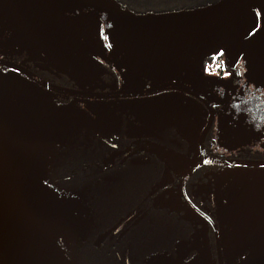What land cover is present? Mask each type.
<instances>
[{
  "label": "flooded vegetation",
  "instance_id": "obj_1",
  "mask_svg": "<svg viewBox=\"0 0 264 264\" xmlns=\"http://www.w3.org/2000/svg\"><path fill=\"white\" fill-rule=\"evenodd\" d=\"M44 1L48 4L55 2ZM99 4L102 8L96 9V12L83 9L82 6L79 15H88L93 21L92 24L85 23L89 28L84 30L78 28L80 25L59 26L37 1L31 2L29 10L33 18L27 24L22 21L17 25L10 23V29L20 35L18 50L0 56L40 79L67 90L109 94L137 88L134 86L137 83L134 75L139 74L148 80L151 70L134 69L127 62L119 61L121 56L128 61L122 52L125 48H118V37L111 33L106 21V18L110 21L115 14L114 8L103 1ZM62 9L70 11L64 6ZM93 14L95 19L91 18ZM57 37L63 41L64 48L59 45V40L56 41ZM255 48L256 51L260 49L257 43ZM84 59L89 65L82 63ZM54 61L61 65L49 64ZM0 69L11 70L2 66ZM158 69L168 72L177 70ZM208 69L211 73L212 68ZM65 70L78 73L82 80L76 82L62 75ZM14 72L60 96V102L69 105L74 112L67 124L77 125V129L65 140L52 146L49 178L52 180L59 171L69 170L78 173L77 181L90 186V197L95 201L93 211L106 220L104 226L97 222L99 226L96 229L98 234L106 235L98 247L109 246L110 254L113 255L108 262L104 261L106 264H173V261L174 264H196V257L193 259L195 252L190 247L194 224L185 216V212H194L207 222L214 252L213 264H218L214 228L208 219L218 229L213 180L226 172L225 167L234 165L204 163L186 177L203 160L198 146L201 130L191 137L188 135L190 130L178 128L173 120L177 117L174 101L179 100L174 91L179 90L167 88L144 95L165 94L168 95L165 97L168 102L164 112L149 124L151 127L143 134L136 135L130 125L138 123L122 121L117 114L133 110L134 105L136 107L139 103L149 111V107L160 104V100L147 98L140 102L132 99L127 101L130 97L124 96H77L48 89L21 72ZM123 82L126 86H122ZM235 82L236 76L233 77ZM210 84L207 81L206 86ZM154 85L157 84L145 85L143 89ZM202 92L211 100L207 93ZM253 92H250L253 96L235 98L225 109L230 112L226 115V121L229 126L237 122L233 129L238 134L252 132L251 136L259 137L258 142L251 139L247 143L248 147H264V96ZM183 93L202 105L207 119L208 111L204 104L195 96ZM226 101L227 98L223 103ZM215 117L203 141V148L208 155L223 159L264 160V150L259 152L253 148L244 149L234 157H221L214 152L208 144V138L213 133ZM185 122H190L192 127L198 124L194 120ZM179 124L182 126V121ZM188 160L194 162L189 167L186 164L182 166ZM167 172L171 176L164 182L162 180ZM240 172L242 182L238 188L241 191L223 194V199L218 201L224 202V212L228 218L224 225L226 250L223 255L221 249L222 264H264V169L241 168ZM121 175H127L128 181L119 177ZM66 182L69 183V180L66 179ZM119 183L127 184L128 189H131L128 197L118 198ZM164 188H173L182 206L178 207L180 203L176 199L170 200V205L157 203V200L161 201L157 197L168 196L162 193ZM98 264H102L101 259Z\"/></svg>",
  "mask_w": 264,
  "mask_h": 264
},
{
  "label": "rangeland",
  "instance_id": "obj_2",
  "mask_svg": "<svg viewBox=\"0 0 264 264\" xmlns=\"http://www.w3.org/2000/svg\"><path fill=\"white\" fill-rule=\"evenodd\" d=\"M101 1L114 8L112 10L115 14L111 17V20L109 21L106 17L104 18H106L111 33L118 37V48H125L122 52L129 62L122 56L119 57V61L127 62L128 66L134 69H153L149 71L151 78H148V80L146 77L139 74L134 75L135 79H137V83L134 85L137 86V88L134 89H143L145 85L150 86L168 80H175V82L186 83L204 91L209 95L215 105L222 104L224 100L231 95L230 92H233L235 86H233V90L232 87L229 90H227V87L221 90V86L228 82H231L232 85L233 77L236 74L238 53L242 39L247 30L256 23L259 17L261 0H223L224 2L222 1L219 5L159 13H139L128 7L119 5L116 0H59V3L60 6L69 8L70 11L68 15L75 17L82 11V6L96 12V9L102 8L99 4ZM21 2H23V0H21ZM91 18L95 19L96 16L93 14ZM67 24L71 25L70 23ZM202 24L207 26L212 24L215 27V31L210 38L209 47L202 57H196L192 61H185L183 59L176 67L164 66L162 62L157 61L159 56L149 48L150 45L147 41H152L153 38H157V41L168 42L170 39H177V34L185 33L197 25ZM263 27L264 25L258 31L252 33L245 44L242 65V87L239 98L245 94V86L249 79L248 72L255 55L254 43L256 34L261 31ZM78 28L87 30L89 27L82 24ZM59 45L64 48L61 39H59ZM17 47V43L10 41L6 43L3 42L0 44V55L13 53V51L18 50ZM223 52L225 56L223 57L222 71L220 72L218 68L216 69V67H213L211 73H209V69L205 65L206 56H218ZM55 61L49 64L61 65ZM82 63L89 65L86 60ZM158 64L161 66H157ZM159 67L177 70L171 72L155 70ZM62 75L76 82L82 80L78 77L79 74L76 72L65 70ZM12 76L10 70H1L0 87L5 86L13 92L16 90V94H18L21 99H26L40 107V112L38 114L40 121L37 124L35 123L36 125L29 130L28 142L19 148L17 166L19 178L27 184L28 194L40 210V208L44 209L43 205L45 203H52V198L55 197L53 191L45 182L49 158L48 153L55 143L62 142L73 130L77 129V125L73 126L72 124L64 122L63 119L71 117L72 115L69 111L65 110L66 107L60 102V96L27 79ZM211 80L213 81V85L211 86L210 84V86L207 87V81L210 83L212 82ZM5 84H8V86ZM122 86H126L124 82ZM174 92L176 93L175 95H177L176 98H179V100L174 101L176 102L174 103V108L176 109L177 117L173 120L177 123L178 128L190 130L188 135H191V137L192 135L196 136L204 125L206 113L202 105L193 100L189 95L180 91ZM164 93L169 94L168 92ZM165 97H168V95L158 94L148 97L144 95L130 97L127 101L132 99V101L143 102V99L155 98L160 100V104L149 107L148 111L147 108L139 103L136 107L134 105L133 110H129L128 112L120 111L117 114L119 116L118 119H122V121L126 120L128 123H138L137 125H130V129L133 130V134H143L146 129L151 127L149 124L157 120V115L163 113L166 109L167 106L165 107V104L168 101H166ZM92 111L95 112L94 109H92ZM106 113L107 115L109 114V112ZM229 113L230 112L225 110L218 112L214 120L213 133L208 138V144L211 149L221 157H234L240 154V151L250 148L248 144L251 139L257 142L260 141L259 137L251 136L252 132L246 133V136L236 133L233 126L237 122L229 126L226 121L228 120L227 116ZM190 120L197 121L198 124L192 127L190 122H185ZM179 121H182L183 124L185 123V126H183V124L181 126ZM47 122L48 126H46ZM252 148L259 152H263L264 150L263 146H252ZM192 162H194V160H188L186 163H183L182 166L185 164L188 166ZM225 168L226 172L220 175L218 179L213 180V194L216 199L217 211L216 222L223 255L226 250V231L224 225L228 222V218L224 212V202L218 201L223 199V194L241 191L238 188V185L242 182L241 168L264 169V166L250 167L234 165ZM170 176L171 173L167 172L162 181H168ZM164 189L162 193H166L168 196L157 197L161 199V201L157 200V203L170 205L172 203L170 200L176 199L175 201H179L180 203L178 207H180V205L182 206L180 197L173 188ZM52 204L54 217L51 221L49 218L46 219L49 212L42 213L45 224L48 227L53 225L52 223H59L64 216L63 206H65V204L60 200H54ZM185 216L194 224L190 247L195 252V256L193 257V259L196 257L195 263L213 264L214 252L211 233L207 222L194 212H185ZM61 235L64 240L67 239L65 234H60V232H58V236ZM171 260L173 261V259Z\"/></svg>",
  "mask_w": 264,
  "mask_h": 264
},
{
  "label": "water",
  "instance_id": "obj_3",
  "mask_svg": "<svg viewBox=\"0 0 264 264\" xmlns=\"http://www.w3.org/2000/svg\"><path fill=\"white\" fill-rule=\"evenodd\" d=\"M33 1H37L49 13L48 17L54 19L59 26L68 25L67 23L76 26L85 23H93L88 15L85 16V14H77L75 17L68 15L69 11L65 12V10L62 9V6H57L58 4L60 5L59 0H54V3L57 1L56 6L54 3H46L44 0H23V2H21V0H0V44L9 41L17 43L19 41L20 35L13 29H10V23L17 25L22 21L27 24V22L33 18L29 10L30 3ZM222 1L223 0H219L215 3L200 7L219 5ZM83 9L86 8L83 6ZM263 25L264 0H261L259 17L256 23L245 33L239 48L238 64L235 74L236 82L233 83L232 81V85L231 82H228L221 86V90H224L226 87L227 90L231 87L233 90V86H235V89L232 93L230 92L231 95L228 94L230 96L227 97V101L219 106L214 105L199 89L181 82L166 81L146 89H131L109 94H100L90 91L67 90L50 84L4 57H0V66L11 69L13 71L11 72L10 70L11 75H13L12 77L18 76L14 71L21 72L28 78L30 77L29 79H33L48 89L84 97H133L150 94L167 88L186 92L201 101L208 111L206 122L202 127L198 138L199 151L203 160L192 168L186 177H188L189 174L200 164L204 163L217 165L263 166L264 160L246 161L241 159L216 158L208 155L203 148L204 137L211 127L216 113L227 109L235 98H239L242 87V65L245 44L249 36L258 31ZM214 31V25L211 24L207 26L202 24L197 25L185 33L177 34V39L173 38L168 42L157 41V38H153L152 41L147 42L150 45L149 48L159 56L157 61L162 62L164 66H177V64L181 63L183 59L185 61H192L196 57H202L209 47L210 38ZM261 31L256 34L254 43L255 47L257 43V47L260 49L256 51L255 48L253 63L248 72L249 79L245 86L246 91L242 97H247L248 95L253 96V90L259 92V95L262 94L264 96V31L260 33ZM58 40L59 38L57 37L56 41ZM157 66L161 65L158 64ZM155 70L160 71V69ZM211 84L213 85V81ZM5 85L8 86V84ZM251 91L253 93H250ZM63 106L66 107L65 110L69 111L73 116L74 112L71 110L72 108H70L69 105ZM39 112V106L26 99H21L19 95L16 94V90L13 92L5 86L0 87V264H69V260L65 254L64 243L67 242L69 234L75 232L77 229V218L81 221L85 220L80 214V210L75 206V201H73L71 196L59 193L53 186L46 182L47 173L51 166L52 151H49L48 153L49 158L47 162L45 182L49 185V188L53 191L55 196L52 198V203L54 200H60L65 204V206H63L64 216L59 223H52L53 225L49 227L45 224L42 213L49 212L46 219L49 218L51 221L54 217L52 212L53 204L51 202L45 203L43 205L44 209L40 208L39 210L28 194L27 184L18 176L17 166L19 148L28 142L29 130L40 121L38 115ZM63 120L65 123H68L69 117ZM46 126H48V122L46 123ZM74 208L76 210L75 212ZM208 219L214 228L218 264H222L219 232L215 223L210 218ZM58 232H60V234H65L67 239L64 240L62 235L58 236Z\"/></svg>",
  "mask_w": 264,
  "mask_h": 264
},
{
  "label": "trees",
  "instance_id": "obj_4",
  "mask_svg": "<svg viewBox=\"0 0 264 264\" xmlns=\"http://www.w3.org/2000/svg\"><path fill=\"white\" fill-rule=\"evenodd\" d=\"M121 6L128 7L133 11L139 13H158L175 11L180 9H189L200 6H205L208 4L215 3L219 0H116ZM219 57H224V53L219 54ZM215 62V56L209 55L205 60V64L208 68H213ZM221 66L218 69H221ZM217 69V68H216ZM47 173L46 182L53 186L59 193L71 196L73 201H75V206L80 210V214L84 217V221L77 218L76 225L77 229L75 232L69 234V238L66 243H64L65 254L69 260V264H98L100 259L102 264H106L113 256L110 254V247H98L99 242H101L106 236L103 234H98L96 230L99 226H104L106 223L105 217L98 216L94 213V202L91 200L89 185H84L83 182H79L78 173L66 171H59L54 178L50 180L49 174ZM66 174V175H65ZM127 176V175H126ZM121 175L119 177L126 178ZM69 180V183L66 182ZM71 181V182H70ZM128 177L126 178V182ZM122 182V181H121ZM127 184L119 183L118 198L128 197ZM74 206V207H75ZM75 207V208H76ZM96 207V204H95ZM74 208V212L76 211ZM94 214V216H93ZM111 218H108L110 220ZM124 219V218H123ZM98 222V223H97ZM107 239V238H106ZM105 239V240H106ZM104 240V241H105ZM109 240V239H108ZM106 261V262H104Z\"/></svg>",
  "mask_w": 264,
  "mask_h": 264
},
{
  "label": "built area",
  "instance_id": "obj_5",
  "mask_svg": "<svg viewBox=\"0 0 264 264\" xmlns=\"http://www.w3.org/2000/svg\"><path fill=\"white\" fill-rule=\"evenodd\" d=\"M222 61H223V57H219V55L215 56L214 67L218 68L219 66H221ZM222 66H223V64H222Z\"/></svg>",
  "mask_w": 264,
  "mask_h": 264
},
{
  "label": "crops",
  "instance_id": "obj_6",
  "mask_svg": "<svg viewBox=\"0 0 264 264\" xmlns=\"http://www.w3.org/2000/svg\"><path fill=\"white\" fill-rule=\"evenodd\" d=\"M222 64H223V61H222Z\"/></svg>",
  "mask_w": 264,
  "mask_h": 264
}]
</instances>
